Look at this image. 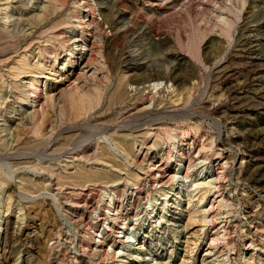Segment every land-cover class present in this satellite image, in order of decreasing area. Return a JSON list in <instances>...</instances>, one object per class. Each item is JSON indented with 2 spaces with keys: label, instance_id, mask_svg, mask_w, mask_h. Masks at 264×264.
Returning a JSON list of instances; mask_svg holds the SVG:
<instances>
[{
  "label": "rangeland",
  "instance_id": "374dc122",
  "mask_svg": "<svg viewBox=\"0 0 264 264\" xmlns=\"http://www.w3.org/2000/svg\"><path fill=\"white\" fill-rule=\"evenodd\" d=\"M180 1L88 0L95 49L85 66L74 53L80 50L71 23L82 11L79 0L42 7L0 0V264H264V250L256 249L264 248V0ZM119 12L135 17V28ZM126 53L133 59L127 65ZM21 58L47 67L41 92L59 83L48 79L51 68L69 76L60 84L77 85L54 97L36 123L22 119L32 92L19 82L29 73ZM10 66L22 69L13 75ZM88 67L97 68V80L75 81ZM153 74L163 79L152 92L158 115L139 119L148 111L140 103L148 94L137 87ZM181 106L193 114L181 116L174 110ZM138 125L149 128V141L137 152ZM178 157L184 167L201 158L224 163L219 190L194 189L201 172L193 166L182 186ZM153 164L161 180L145 175ZM116 182L130 193L116 197L123 216L102 243L109 254L94 258L93 248L85 249L89 223ZM92 183L87 207H76L69 197ZM189 194L197 200L188 202ZM213 195L224 200L213 201V222L204 226L202 209ZM124 223L128 247L125 261H118L122 243L115 235ZM112 238L117 245L110 247Z\"/></svg>",
  "mask_w": 264,
  "mask_h": 264
},
{
  "label": "bare ground",
  "instance_id": "6f19581e",
  "mask_svg": "<svg viewBox=\"0 0 264 264\" xmlns=\"http://www.w3.org/2000/svg\"><path fill=\"white\" fill-rule=\"evenodd\" d=\"M49 0H31V2H33V4H40V6L45 3V2H48ZM78 1V0H77ZM200 0H181L179 3L180 5L183 4H189V5H194V4H197V2H199ZM204 1V0H203ZM81 6H82V11L80 14H76L74 13L73 15V19L71 21V23L75 24L74 26L77 27V30L78 31V34H76V36L73 38V41H76L77 42V45L79 47V52H74L75 55L76 54H79V56L82 58V59H85L83 64L85 66L89 65V62L90 60H92V55L93 54V50L95 49L94 45L92 44L93 42H91L89 40V32L94 34V25H95V17H94V13L92 12L91 8H90V4L88 2V0H79ZM78 2V3H79ZM107 2V1H106ZM94 3V2H93ZM105 3V2H104ZM112 4V3H111ZM36 6L34 8H38L39 6ZM45 5V4H44ZM99 5V4H97ZM104 5V4H103ZM117 5V4H116ZM41 6V7H42ZM93 6V5H92ZM183 6V5H182ZM95 8V6H94ZM93 8V9H94ZM109 14L111 12V6H108L107 8ZM99 11V10H98ZM121 11V10H120ZM122 11H124L122 9ZM80 12V11H79ZM35 14V13H34ZM122 16H124V12H119V14L117 15V18L119 17L120 20H122ZM8 17V16H6ZM122 18V19H121ZM126 19V18H125ZM124 20V19H123ZM137 20V19H136ZM135 20V17L134 18H130V19H126L124 20V24H127L129 25L128 27L130 29H133L135 28V26L137 25V22ZM118 21V20H117ZM70 22V21H69ZM123 23V22H122ZM72 24V26H73ZM145 24V23H144ZM71 26V25H70ZM139 26V25H138ZM147 27V26H146ZM143 28V27H142ZM144 29V28H143ZM142 29V30H143ZM93 30V31H92ZM64 34V33H62ZM91 34V35H92ZM95 35V34H94ZM93 35V36H94ZM73 51L70 50V53H69V56L70 54L72 53ZM127 54V53H126ZM132 54L128 53L127 55H125L123 57V61L125 62H129L130 60H133L132 59ZM28 59H20V63H23L22 64V68H24V70L26 72H29L27 75H25L24 77H22L23 79L22 80H19V82L21 83V85L23 86H26L27 89L29 91H31L32 93L28 94V98L27 100L25 101V104L28 106V112H26L25 114H23V117H20L22 119L25 120V122L27 121H32L33 123H36L39 119H43V117L46 116V113H47V108H51L53 106V98L55 97L56 100L59 99L60 97L62 98V96L64 97V94L73 89V88H76L77 85H73V87L71 85V87H66L64 86L63 84H60L64 79V81H67V79H69V76L64 75V72H59L57 73L55 71V69L51 68L48 70V79L54 81V82H59L56 87L54 88H45L43 87V91L41 92V89L39 87V77H43V76H47L46 74H44V69L47 68L45 65H43V63L41 64H36L35 62L33 63H30L27 61ZM135 60V59H134ZM43 61V60H42ZM40 62V60H39ZM44 62V61H43ZM126 63L129 64V63ZM18 64V63H17ZM133 64V63H132ZM135 64V63H134ZM90 66V65H89ZM11 68L13 67L14 68V71H11V73L13 75H16L18 74L21 70L20 68L21 67H15V66H10ZM21 68V69H22ZM129 68V67H128ZM130 69V68H129ZM20 70V71H19ZM47 70V69H46ZM97 68H94V67H88L82 74H80L78 72V74H76V78H75V81L77 79H81V77L85 76L83 79V83H87L88 81L91 83L96 81L97 79ZM159 76V75H158ZM156 76V75H148V77L144 80L145 81H148L147 84H145V82H142V84L144 83V85H140V87H137V90L138 89H143V91H145V89H147V94L148 96L145 97V98H140L141 102L140 103H144V106L143 108L144 109H147L148 111L145 112L144 115H141L139 117L140 118H145V117H149V116H154L157 111H154L156 110L157 108H153V106L155 105L154 102H153V98H154V95L152 96V92H156L158 90H160L162 88V86H160V84L162 83V80L160 81L159 80V77ZM74 79V78H73ZM143 80V79H142ZM74 81V80H73ZM78 81V80H77ZM7 82V81H6ZM164 82V81H163ZM168 82V81H167ZM73 83V82H72ZM75 83V82H74ZM139 83V82H138ZM69 84V83H68ZM83 85V84H82ZM86 85V84H85ZM44 86V85H43ZM51 86V85H50ZM132 86V85H131ZM137 86V85H136ZM139 86V85H138ZM164 86V85H163ZM135 86L132 88L134 89ZM165 88V87H164ZM163 88V89H164ZM162 92V91H161ZM188 96V95H187ZM170 101L169 103H173L171 100V97L169 98ZM55 100V101H56ZM174 100V99H173ZM19 101V99H18ZM179 101V100H178ZM57 102V101H56ZM176 102V101H174ZM177 103V102H176ZM57 104H59V102H57ZM170 107V106H169ZM142 108V107H141ZM185 108V107H184ZM182 106L180 108H177V109H174L178 112H180L179 114H181V116H187V115H192L193 114V111L192 110H189L188 108L184 109ZM191 108V107H190ZM173 109V108H172ZM26 111V109H25ZM167 114L173 112V111H170L169 109H164L162 111H160L162 114H164L165 112ZM208 111L211 112V110L209 109ZM213 111V110H212ZM21 112V111H20ZM159 112V113H160ZM175 113V112H174ZM154 114V115H153ZM166 114V115H167ZM178 114V113H176ZM158 114H156L157 116ZM173 115V114H172ZM22 116V114H21ZM19 118V117H18ZM138 118V117H137ZM150 118V117H149ZM153 118V117H152ZM141 119V120H142ZM147 119V118H146ZM145 119V120H146ZM21 120V119H20ZM139 120V121H141ZM144 120V119H143ZM163 120V119H162ZM20 122V121H19ZM23 122V123H25ZM146 123V121H143ZM21 123V122H20ZM123 123V122H122ZM140 123V122H139ZM144 123V124H145ZM129 124V123H128ZM133 124V123H132ZM143 124V123H142ZM148 124V123H147ZM156 125L155 128H160V124H161V121L157 120L155 123ZM28 125V124H27ZM73 126V125H72ZM153 127V125H151ZM76 127V126H75ZM138 127H140L138 125ZM151 127V128H152ZM64 128V127H63ZM69 128V126L67 127ZM71 128V127H70ZM74 128V126H73ZM125 128V127H124ZM149 129V128H148ZM148 129L147 127H140L138 129H136V132L137 131H140V130H143L142 133L140 134V136H142V140L139 141L138 143V148H136V151H140V150H145L146 146H145V143L147 141H149V132H148ZM161 129V128H160ZM4 130V129H3ZM67 130V129H66ZM158 130V129H157ZM185 131V130H184ZM103 132V131H102ZM181 132V131H180ZM186 132V131H185ZM170 136V135H169ZM52 137V136H51ZM105 138V137H104ZM108 138V137H106ZM141 139V138H140ZM176 140V139H175ZM177 144V146L181 145L180 144V140H176L175 141ZM196 143V142H195ZM14 144V143H13ZM208 144V143H207ZM212 145V144H211ZM75 147V146H74ZM77 147V146H76ZM85 149V148H84ZM13 151V150H12ZM15 151V149H14ZM13 151V152H14ZM95 151V150H94ZM72 152V151H71ZM135 152V151H134ZM198 152V151H197ZM15 153V152H14ZM73 153H75V155H77L79 152H77L76 150L74 151L73 150ZM178 153V152H177ZM199 153V152H198ZM10 154V153H9ZM179 156L181 155V152L179 151ZM197 154V153H196ZM17 155H20V153H18ZM13 156V155H11ZM94 156V155H93ZM7 157V156H6ZM10 157V156H9ZM16 157V156H15ZM205 157V156H204ZM197 158V157H196ZM153 160V159H151ZM182 158L178 157V162L179 164H181L182 162ZM191 161V160H190ZM91 163H99V162H91ZM158 163V162H157ZM183 163V162H182ZM191 163V162H190ZM190 163H187V165L184 167L183 164L181 168H179L177 171L181 174L183 173V175H181L183 178V183H182V186H185L186 183L189 181V176L191 175L190 173V168L193 166V167H198V169H200V173H198V177L200 178H197L196 180L197 181H194L195 183L193 184L194 186V189H197V188H200V187H206L207 188V191L211 192V195L212 194H215L217 189H218V186L220 184V180H219V168L223 166L224 163H220L219 166H217V163L215 162V160H208L207 158H201V159H196L195 163L190 164ZM159 164V163H158ZM154 166V164H153ZM150 167L148 168L145 172H147L148 174H145L147 176H150L152 177L155 181H158V180H161L160 178H158V176L160 177L161 175H158V173L153 174V170L154 169H157L159 168L158 165H155L154 167ZM226 166V165H225ZM223 166V167H225ZM162 167V166H160ZM185 168L184 172H183V169ZM162 169V168H161ZM221 169V168H220ZM223 169V168H222ZM221 169V170H222ZM157 171V170H156ZM176 171V172H177ZM160 174V173H159ZM200 175V176H199ZM172 177H175L176 176V173H174L173 175H171ZM205 177H208L207 179H205ZM144 178V177H143ZM170 178V177H169ZM140 180V179H139ZM163 181V180H162ZM122 182V181H121ZM161 182V181H160ZM120 183V182H119ZM119 183L116 182L115 184H109L108 188L109 190L108 191H112L110 192V196H109V202H106V203H103L101 207H99V210H97V212H92L94 213V216H93V220L91 221V223H89V232H87V237L88 239L90 240V245L88 244L87 247L84 248L87 249V250H90V248L92 247V253H94L93 257H97L96 255V252H102L104 256H106V254H109V251L108 249H104L103 247V242H104V239H106V237H108V231H114L113 230V225L115 223V221L120 218H122L123 215H121L120 212H118L117 210V205H116V197L118 194H121L123 193L124 194V197H126L128 195V193H130L128 190L129 187H127L126 189H124L125 187H120L119 186ZM155 183V182H154ZM168 183V182H167ZM133 186L134 184L136 185L135 188L138 189V185L136 184V182H132ZM164 184V183H163ZM107 185V184H106ZM125 185V184H124ZM126 186V185H125ZM95 185L92 184H89V185H83L82 187H79V191L76 192L75 194H72V196L69 197V199L73 200L72 202L75 203L74 205H76V207H80V202L83 203L84 206H86L88 203H89V194L91 193V191L93 189H95ZM111 187V188H110ZM74 188V187H73ZM120 188V189H119ZM134 188V189H135ZM140 188V187H139ZM219 190V189H218ZM124 191H128L126 193H124ZM102 192V191H101ZM100 192V193H101ZM105 192V191H103ZM134 192V191H133ZM205 192V191H204ZM69 193V192H68ZM67 193V194H68ZM108 194V193H107ZM137 195V194H136ZM204 195V194H203ZM75 196V197H73ZM123 196V195H122ZM107 197V196H106ZM100 198V197H99ZM108 198V197H107ZM121 198V197H120ZM119 198V199H120ZM102 199V198H101ZM103 200V199H102ZM188 202L190 201H194V200H197V198L195 197V195L193 194H189L188 195ZM223 197H219L217 195H213V197L211 198L210 200V203H209V206L208 207H204L202 209V222H203V225L204 226H209L212 224L213 222V216L215 215L214 213V204H213V201L216 202L217 204H221L223 203ZM107 201V200H106ZM226 202V201H225ZM203 203V198H201L199 200V204H202ZM98 205V204H96ZM101 205V204H100ZM216 206V205H215ZM87 207V206H86ZM92 207V206H91ZM104 208V209H103ZM94 209V208H93ZM61 209L59 208V211ZM92 210V208H91ZM216 210V209H215ZM95 211V210H93ZM201 211V209H200ZM80 213V212H79ZM83 213V212H82ZM91 213V214H92ZM82 216V214H81ZM126 219V218H125ZM126 227V223H124L123 225H121L118 229L119 231L117 235H115L116 237V240L118 241V243H122L121 246H119V250L117 251L116 254H118L117 256H119V259L118 261H125L124 257L126 256V248L128 247L127 244H126V240L123 239V237H125V230L124 228ZM86 228V227H85ZM218 229H214V231L212 233H216ZM212 235V234H211ZM211 235H209V244L211 242H213L215 239L213 237H211ZM81 236V235H80ZM215 237V236H214ZM115 239H111L110 241V247L114 246V245H117V242H116ZM75 241V240H74ZM81 241V240H80ZM84 241V240H83ZM216 241V240H215ZM78 242V241H77ZM253 242V241H250V243ZM105 243V242H104ZM208 244V245H209ZM212 244V243H211ZM80 245V244H79ZM81 247V246H80ZM249 247H250V244H249ZM255 247V246H254ZM84 249V251H85ZM256 249H263L264 248H259L257 247ZM111 253V256H114L112 252V250L110 251ZM210 253L209 251L206 252V254ZM86 254V253H85ZM115 254V255H116ZM140 258V257H139ZM104 262V261H103ZM113 263V262H111ZM164 261H158V260H151L150 264H163ZM149 264V263H148ZM192 264V263H191ZM194 264V263H193Z\"/></svg>",
  "mask_w": 264,
  "mask_h": 264
}]
</instances>
